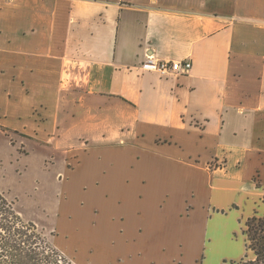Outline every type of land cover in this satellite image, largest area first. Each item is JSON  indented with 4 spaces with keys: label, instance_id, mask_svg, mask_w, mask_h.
Wrapping results in <instances>:
<instances>
[{
    "label": "crops",
    "instance_id": "0c3cea01",
    "mask_svg": "<svg viewBox=\"0 0 264 264\" xmlns=\"http://www.w3.org/2000/svg\"><path fill=\"white\" fill-rule=\"evenodd\" d=\"M0 127L59 158L52 237L73 264L253 261L264 0H0Z\"/></svg>",
    "mask_w": 264,
    "mask_h": 264
},
{
    "label": "rangeland",
    "instance_id": "374dc122",
    "mask_svg": "<svg viewBox=\"0 0 264 264\" xmlns=\"http://www.w3.org/2000/svg\"><path fill=\"white\" fill-rule=\"evenodd\" d=\"M5 135L0 143V192L24 221L33 223L55 246L53 229L60 222L57 208L68 198L58 182L47 178L60 167L59 158L44 160L41 150H34L33 140L13 133ZM21 139L25 147L21 146ZM41 177L39 184L37 178Z\"/></svg>",
    "mask_w": 264,
    "mask_h": 264
},
{
    "label": "trees",
    "instance_id": "16d2710c",
    "mask_svg": "<svg viewBox=\"0 0 264 264\" xmlns=\"http://www.w3.org/2000/svg\"><path fill=\"white\" fill-rule=\"evenodd\" d=\"M242 235L246 250L252 251L255 259L241 264H264V216L248 218ZM0 264L73 263L33 223L24 221L0 192Z\"/></svg>",
    "mask_w": 264,
    "mask_h": 264
},
{
    "label": "built area",
    "instance_id": "2783aa9c",
    "mask_svg": "<svg viewBox=\"0 0 264 264\" xmlns=\"http://www.w3.org/2000/svg\"><path fill=\"white\" fill-rule=\"evenodd\" d=\"M142 68L157 72L161 75H182L187 74L190 71L191 63L188 60L174 62L160 61L153 63L151 59L148 58V60L142 64ZM215 168L222 169L223 165L219 164Z\"/></svg>",
    "mask_w": 264,
    "mask_h": 264
}]
</instances>
